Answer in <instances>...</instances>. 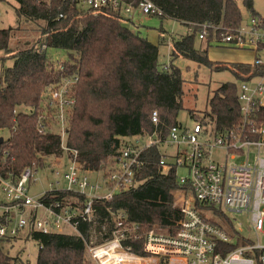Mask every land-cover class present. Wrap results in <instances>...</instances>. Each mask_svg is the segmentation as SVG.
Segmentation results:
<instances>
[{"label": "trees", "instance_id": "trees-1", "mask_svg": "<svg viewBox=\"0 0 264 264\" xmlns=\"http://www.w3.org/2000/svg\"><path fill=\"white\" fill-rule=\"evenodd\" d=\"M15 1L20 23L43 22V37L14 50L10 46L13 29H0V53L14 60L12 66L3 68L0 77V136L5 130L9 132L0 142L1 179L17 182L29 169L30 187L41 168L56 166L66 152L81 172L101 171L123 147L124 138L155 132L161 139L167 138L170 128L181 124L177 115L185 95V79L175 59L213 64L208 49L197 45L198 26L193 33L175 36L170 63L161 64L159 46L117 17L82 12L71 0ZM152 1L164 12L162 18L184 26L187 22H211L235 27L245 20L237 0ZM244 4L253 11L252 0H244ZM49 48L64 50L66 58L53 60ZM236 68L249 71L246 63L236 64ZM66 81L64 99L73 102L51 103L50 92L59 90ZM239 87L234 82L222 83L208 100L209 110L200 115L190 111L191 117L218 131L238 124ZM153 111L158 113L157 125L152 121ZM161 155L160 144L148 148L137 184L110 200H98L94 222H81L79 233L28 234L22 230L17 236H0V264H30L7 249L23 232L38 245L36 264H95L87 242L110 239L119 214L138 225V233L151 229L175 233L183 218L177 195L184 187L179 182L180 168L173 165L165 172L159 164ZM39 198L53 206H81L84 201L80 193L61 185ZM4 204L0 197V205ZM229 224L222 223L233 232ZM129 243L135 253L145 254L143 241Z\"/></svg>", "mask_w": 264, "mask_h": 264}, {"label": "built area", "instance_id": "built-area-1", "mask_svg": "<svg viewBox=\"0 0 264 264\" xmlns=\"http://www.w3.org/2000/svg\"><path fill=\"white\" fill-rule=\"evenodd\" d=\"M71 1L82 12L117 17L123 23L126 22L125 15L137 11L165 17L152 0ZM197 26L201 27L198 32L200 40L212 38L214 42L247 50L252 55L247 63L249 71L238 72L243 79L239 87L241 121L222 131L196 121L193 126L173 125L165 139H161L157 132L135 136L133 142L124 144L113 157L103 183H92L88 174L81 172L76 162L69 159L63 171L65 188L84 196L81 206L46 205L40 198L30 196L32 173L29 169L17 182L0 178V189L6 202L0 205L1 237L17 236L22 230L51 233L62 226L79 233L81 222H94L98 200H110L115 194L137 184L138 174L146 164L143 153L160 144L162 155L159 164L165 172L173 165L188 170V176L179 175V182L184 187L178 200L183 218L176 232L168 234L151 229L141 234L137 232L138 225L119 214L114 219L110 239L103 243H96L94 239L87 242L94 263L264 264V18L251 16L235 27L221 23L187 22V33H193ZM160 35L173 49L176 35L164 32ZM253 80L256 81L254 84ZM58 89L50 92L51 103L73 102L64 99L68 91L67 82ZM158 120L157 111H153L155 125ZM169 148H173L171 157H168ZM215 151H221L223 155L213 158ZM51 186L59 187V181L51 183ZM40 208L48 216L39 218ZM225 210L245 215L251 237L245 236L242 229L233 223L229 224L234 230L232 232L207 215L209 211L220 214ZM242 224L240 222V226ZM131 240L143 241L144 255L132 250Z\"/></svg>", "mask_w": 264, "mask_h": 264}, {"label": "rangeland", "instance_id": "rangeland-1", "mask_svg": "<svg viewBox=\"0 0 264 264\" xmlns=\"http://www.w3.org/2000/svg\"><path fill=\"white\" fill-rule=\"evenodd\" d=\"M252 2L253 11H249L244 4V0H237L245 20L249 19L253 13L264 18V0H252ZM17 5L18 3L15 0H0V29H13L10 46L14 50H20L29 42L34 43L37 41L38 38L41 37V27L43 24L41 21L20 23L16 9ZM124 17L126 19L124 24L127 27L138 32L140 35L148 38L159 46V62L161 64H169L172 48L160 33L164 32L183 35L186 33L184 24L173 19L149 16L139 11L131 15L127 14ZM197 45L202 46L200 40L197 41ZM48 54L55 61L58 59H65L67 56L64 50L55 48H49ZM208 56L213 62L211 66L200 65L182 57H179L174 61V63L181 69L182 76L185 79L183 108L177 115V121L185 126H193L196 122L195 119L191 117L190 111H194L195 114L200 115L203 114L204 111L209 110L208 100L222 83L234 82L237 85L241 84L242 79L238 78L236 73L240 75L238 72L242 71L239 70L236 72L232 68H236V64H247L252 58L251 53L247 50L216 44H212L208 48ZM13 62L14 60L11 58V55H5L3 52L0 53V77L3 68L12 66ZM220 65L221 67L217 68ZM255 82L256 81L253 80L252 84ZM62 90L63 88L60 89V91ZM8 135L9 132L7 130L2 132L3 138H7ZM124 140V143L126 144L127 142H133L135 137H126ZM168 151V157H171L173 154V148H169ZM222 155L223 153L221 151H215L213 153V158L221 157ZM169 160L172 161L171 158H169ZM68 162L69 160L66 152L64 156L58 158V164L56 166H45L41 168L37 174H35V181H33L29 187V195L38 199L45 191L50 190L52 188L51 183H55L56 181H59V185L65 186L66 183L63 179V171H65V166ZM108 164L109 163H107V166ZM107 166L101 171L87 172L89 180L92 183H103L104 176L106 172H108ZM178 174L180 176H188V170L186 168H180ZM179 196L177 195L178 200ZM0 197L4 198L1 189ZM0 211H2V209H0ZM207 215L212 220L219 223H233L235 227L242 229L245 236L251 237V233H249L246 228L244 214L231 213L225 210L220 214H216L214 211H209ZM43 216H48V213H45L40 208L38 211V217L41 218ZM240 222L243 223L241 226ZM107 227L108 226L106 225V228ZM56 230L69 234L76 233L68 226H62L61 229L56 228ZM25 235L26 233L23 232L19 240L14 242L12 246L8 245L7 249L11 255L20 254V256L24 260L29 261L30 264H36L38 245L31 238H26Z\"/></svg>", "mask_w": 264, "mask_h": 264}, {"label": "crops", "instance_id": "crops-1", "mask_svg": "<svg viewBox=\"0 0 264 264\" xmlns=\"http://www.w3.org/2000/svg\"><path fill=\"white\" fill-rule=\"evenodd\" d=\"M186 33H187V31H186ZM201 41V43H202V46H200L201 47V49H208L212 44L214 45V44H216V45H221V46H226V45H223V44H219V43H217V42H214V41H203V40H200ZM211 44V45H210ZM228 47V46H227ZM233 58V57H232Z\"/></svg>", "mask_w": 264, "mask_h": 264}, {"label": "water", "instance_id": "water-1", "mask_svg": "<svg viewBox=\"0 0 264 264\" xmlns=\"http://www.w3.org/2000/svg\"><path fill=\"white\" fill-rule=\"evenodd\" d=\"M4 140V138L2 136H0V142H2Z\"/></svg>", "mask_w": 264, "mask_h": 264}]
</instances>
